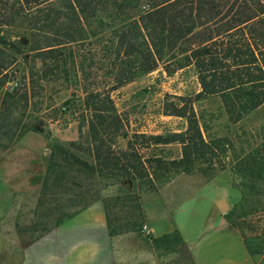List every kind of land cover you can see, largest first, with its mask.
<instances>
[{
	"label": "trees",
	"instance_id": "trees-1",
	"mask_svg": "<svg viewBox=\"0 0 264 264\" xmlns=\"http://www.w3.org/2000/svg\"><path fill=\"white\" fill-rule=\"evenodd\" d=\"M28 18L31 43L23 46L35 51L32 61L41 63L31 67L33 83L39 86L41 79L54 76L63 87L73 88L54 115L76 117L83 138L78 145L73 143L83 152L60 144L49 152L36 204L39 217L55 220L43 227L47 233L99 200L111 234L137 232L145 219L139 196L134 194L135 217L114 219L101 190L93 188L98 177L132 185L145 182L151 190L173 173L211 175L234 146L228 137L205 134L195 103L219 98L233 124L264 106V0H0V24ZM0 45L1 78L11 63L7 56L20 48L1 35ZM174 65L178 69L194 65L201 86L195 95H170L173 98L165 101L163 114L185 119L187 126L130 135L112 91L161 66L172 73ZM102 80L103 86L98 82ZM28 129L42 131L37 124ZM262 135L264 126L260 135L242 141L236 159L238 171L253 182L249 189L254 195L242 191V200L227 216L251 255L264 254V186H255L260 180L264 184V138L257 142ZM119 137L127 140L125 149L117 147ZM173 143L182 147L179 158L144 152ZM148 236L166 246L177 240L185 243L178 230Z\"/></svg>",
	"mask_w": 264,
	"mask_h": 264
},
{
	"label": "rangeland",
	"instance_id": "rangeland-1",
	"mask_svg": "<svg viewBox=\"0 0 264 264\" xmlns=\"http://www.w3.org/2000/svg\"><path fill=\"white\" fill-rule=\"evenodd\" d=\"M31 22L32 18H28L25 22L19 20L14 24H0V35L20 48L11 51L12 56L9 53L7 58L11 63L0 78V174L10 177L14 176V171L22 170L21 174H16L18 179L26 176L33 184L30 190L19 191L15 207L4 223L6 245L0 257V264H18L23 249L45 236L47 232L43 227L55 221L52 216L47 218L36 214V204L48 165L49 152L53 146L60 144L73 152H83L73 144L83 142L76 117L60 113L58 116L54 115L55 108L63 109V103L73 88L63 87L60 81H55L54 76L41 79L39 86L36 82L33 83L31 67L41 66V63L37 59L32 61L35 51L28 52V47L23 46L25 42L31 43ZM96 47L94 45V48ZM172 68V73H169L161 66L112 91L113 101L130 135L134 132L149 135L180 131L187 126L185 119L163 114L165 101L171 100L172 96L195 95L201 90V86L194 65L181 69L174 65ZM103 80L98 81L102 86ZM10 91L17 94L15 98L10 96ZM170 95L172 96L169 97ZM195 108L208 137L231 139L234 148L229 149L227 155L223 156V164H216L211 175L199 171L190 174L173 173L169 180L156 184V188L151 190L145 182H135L132 185L122 180L98 177L93 188L101 190L103 199L109 204L112 218L115 219L119 215L124 220L136 216L138 211L134 194L139 196V203L144 210L145 204L155 198V193L169 186L168 195L159 196L157 199L158 203L170 206L174 199L179 203L181 197H188L193 186L212 179L222 171L232 174L234 184L241 192L244 191L248 197L254 195L249 189L253 182L238 171L236 159L240 155L242 141L260 135L264 126V106L236 124L228 120L221 109L219 98L198 101ZM35 124L40 126L42 131L28 129ZM84 130L87 131V128ZM263 138L264 135L257 137V142H261ZM250 141L252 142V139ZM126 143V139L117 138V147L120 149H125ZM144 152L163 153L162 155L168 158H179L182 155V147L179 143H173L155 149H144ZM107 183L109 186L103 188ZM255 183L256 188L264 186L261 180ZM217 192L216 189H211L210 192L189 196L176 211L187 237L196 242L195 247L204 264L218 261L223 255L225 239L227 241V238L212 235L210 232L209 226L217 210V202L214 199ZM128 194L133 195L128 198ZM40 222L45 223L42 225ZM35 223L38 224L36 227ZM143 225L135 232V240L143 250V255L137 256L136 264H194L185 243L182 244L179 240L168 246L157 243L143 231ZM252 236H256V233ZM252 241L254 243V240ZM215 246H218V249L212 252L211 248ZM251 256L249 264H264V254Z\"/></svg>",
	"mask_w": 264,
	"mask_h": 264
},
{
	"label": "crops",
	"instance_id": "crops-1",
	"mask_svg": "<svg viewBox=\"0 0 264 264\" xmlns=\"http://www.w3.org/2000/svg\"><path fill=\"white\" fill-rule=\"evenodd\" d=\"M14 173L10 177L0 174V257L6 245L4 223L15 207L17 194L33 187L28 177L18 179L16 176L22 170ZM167 187L161 188L155 193V198L144 206L145 224L150 227V234L157 238L178 230L194 264H204L195 247L196 242L187 237L176 211L189 196L216 189L218 192L214 199L217 210L209 226L210 232L227 238V241L225 239L223 243V255L213 264L251 262L252 256L240 231L227 219L234 205L242 200V192L235 186L232 174L222 171L212 179L193 186L188 197H181L179 203L174 199L170 206L158 203L157 199L168 195ZM217 249L218 246H215L211 251ZM139 255H143V250L135 240V232L111 234L104 205L96 201L79 210L37 242L26 246L18 264H136Z\"/></svg>",
	"mask_w": 264,
	"mask_h": 264
},
{
	"label": "built area",
	"instance_id": "built-area-1",
	"mask_svg": "<svg viewBox=\"0 0 264 264\" xmlns=\"http://www.w3.org/2000/svg\"><path fill=\"white\" fill-rule=\"evenodd\" d=\"M143 231L148 235L151 233V229L147 224L143 225Z\"/></svg>",
	"mask_w": 264,
	"mask_h": 264
}]
</instances>
